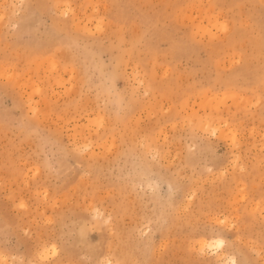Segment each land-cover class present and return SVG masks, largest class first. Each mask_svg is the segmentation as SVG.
Instances as JSON below:
<instances>
[{"label":"rangeland","instance_id":"1","mask_svg":"<svg viewBox=\"0 0 264 264\" xmlns=\"http://www.w3.org/2000/svg\"><path fill=\"white\" fill-rule=\"evenodd\" d=\"M0 264H264V0H0Z\"/></svg>","mask_w":264,"mask_h":264},{"label":"bare ground","instance_id":"2","mask_svg":"<svg viewBox=\"0 0 264 264\" xmlns=\"http://www.w3.org/2000/svg\"><path fill=\"white\" fill-rule=\"evenodd\" d=\"M215 244H216L217 246H221V245H222V241H221V240H216V241H215ZM202 246H203V244H202Z\"/></svg>","mask_w":264,"mask_h":264}]
</instances>
